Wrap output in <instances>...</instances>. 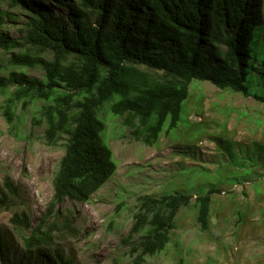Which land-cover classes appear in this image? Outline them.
<instances>
[{
	"label": "trees",
	"instance_id": "obj_1",
	"mask_svg": "<svg viewBox=\"0 0 264 264\" xmlns=\"http://www.w3.org/2000/svg\"><path fill=\"white\" fill-rule=\"evenodd\" d=\"M11 4L29 11L25 43L0 31V49L11 52V67L39 68L44 78H29L13 68L8 78L0 76V90L15 83L16 95L41 99L45 138L50 144L63 135L68 140L53 179V197L40 221L32 226L26 212L11 218L21 231H29L23 238L25 251L17 256L0 232V262L72 264L61 248L51 255L40 252L42 245L52 242L53 230L72 228L71 220L65 218L60 226L55 222L48 229L44 224L54 209L59 213L65 199L88 201L116 171L100 109L110 102L108 110L124 117L132 135L152 145L163 131L169 133L178 125L193 79L248 94L250 67L263 30L264 0H11ZM2 18L0 10V25ZM255 97L264 101V94ZM4 187L11 195L18 194L9 176ZM213 192L195 197L203 229L208 227ZM140 199L130 231L141 234L134 250L155 254L169 242L175 217L192 196L174 192ZM7 204L1 190L0 207Z\"/></svg>",
	"mask_w": 264,
	"mask_h": 264
},
{
	"label": "rangeland",
	"instance_id": "obj_2",
	"mask_svg": "<svg viewBox=\"0 0 264 264\" xmlns=\"http://www.w3.org/2000/svg\"><path fill=\"white\" fill-rule=\"evenodd\" d=\"M0 10V31L25 43L28 9L0 0ZM258 39L249 93L193 79L178 125L152 145L135 138L107 102L99 116L106 122L104 137L116 171L88 201L67 198L59 213L54 209L46 217L44 229L55 222L60 226L65 218L72 228L53 230L41 254L61 248L72 264H264V101L255 97L264 94V24ZM10 57L11 52L0 49V76L8 78L14 68L29 78H44L39 68L11 67ZM15 88L10 83L0 90V191L8 201L0 207V232L20 256L29 231H21L11 218L26 212L32 226L40 221L53 197L68 139L63 135L50 144L44 136L43 101L18 96ZM5 176L17 186V195L7 192ZM208 190L214 192L203 229L195 197ZM174 192L192 199L179 209L169 242L155 254L135 251L141 234L130 231L140 198Z\"/></svg>",
	"mask_w": 264,
	"mask_h": 264
}]
</instances>
